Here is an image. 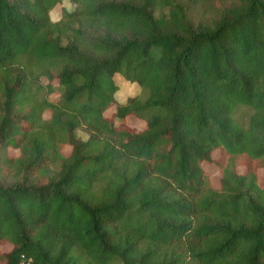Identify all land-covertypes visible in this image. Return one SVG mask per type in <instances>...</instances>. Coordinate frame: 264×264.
I'll use <instances>...</instances> for the list:
<instances>
[{"label": "trees", "instance_id": "16d2710c", "mask_svg": "<svg viewBox=\"0 0 264 264\" xmlns=\"http://www.w3.org/2000/svg\"><path fill=\"white\" fill-rule=\"evenodd\" d=\"M63 1L0 0V264H264V0Z\"/></svg>", "mask_w": 264, "mask_h": 264}, {"label": "rangeland", "instance_id": "374dc122", "mask_svg": "<svg viewBox=\"0 0 264 264\" xmlns=\"http://www.w3.org/2000/svg\"><path fill=\"white\" fill-rule=\"evenodd\" d=\"M61 9H65L66 11L69 12V11L73 10V6L70 4V2L68 0H64L60 7H57L54 11H52L50 13V20L52 22H57L60 19V10ZM189 16L194 22L204 21L201 10H198V9L197 10H191ZM114 82L118 87V92L115 94V99L118 103H124L125 101H127L130 98L142 95V91L139 87H137L134 84H130L128 82H125L118 75H116L114 77ZM62 92H63V89L61 87L57 86V84L55 83L54 84V93L50 96V99L52 101L57 100L59 98V96L62 94ZM114 112H115V109L111 108L110 110H108L105 113V116L109 117ZM235 115H236L237 119L245 120L248 117V115H250V111H248L245 108H243V109L241 108L240 110L237 111V113ZM127 124H129L130 126H133L135 128H138V129H142L144 127V124L142 122L137 121L134 118L127 119ZM75 135L80 140H83V141L87 140V136L84 133L83 129L77 130L75 132ZM64 153H65V155H68L70 153V149H68V148L65 149ZM9 155L17 156L18 153L16 151L10 150ZM218 157H219L218 152H214L212 154L213 159H217ZM202 168H203L204 172L207 174L212 188L218 189L219 184H220V174H219L217 168L214 165H207V164H204L202 166ZM238 173H240V174L244 173V169L239 168ZM257 177H258L259 186L264 188V170H258ZM10 250H11V247L8 245H4L1 247L2 253H8Z\"/></svg>", "mask_w": 264, "mask_h": 264}, {"label": "built area", "instance_id": "2783aa9c", "mask_svg": "<svg viewBox=\"0 0 264 264\" xmlns=\"http://www.w3.org/2000/svg\"><path fill=\"white\" fill-rule=\"evenodd\" d=\"M22 264H24V263H22Z\"/></svg>", "mask_w": 264, "mask_h": 264}]
</instances>
